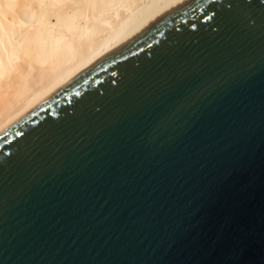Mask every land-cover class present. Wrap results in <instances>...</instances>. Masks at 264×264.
<instances>
[{"label":"water","instance_id":"water-1","mask_svg":"<svg viewBox=\"0 0 264 264\" xmlns=\"http://www.w3.org/2000/svg\"><path fill=\"white\" fill-rule=\"evenodd\" d=\"M0 264H264V0H176L3 129Z\"/></svg>","mask_w":264,"mask_h":264},{"label":"bare ground","instance_id":"bare-ground-1","mask_svg":"<svg viewBox=\"0 0 264 264\" xmlns=\"http://www.w3.org/2000/svg\"><path fill=\"white\" fill-rule=\"evenodd\" d=\"M176 0H0V132Z\"/></svg>","mask_w":264,"mask_h":264}]
</instances>
